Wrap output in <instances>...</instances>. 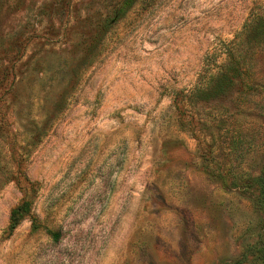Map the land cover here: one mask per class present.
Listing matches in <instances>:
<instances>
[{"label":"rangeland","instance_id":"obj_1","mask_svg":"<svg viewBox=\"0 0 264 264\" xmlns=\"http://www.w3.org/2000/svg\"><path fill=\"white\" fill-rule=\"evenodd\" d=\"M120 2L0 0V264H231L256 242L189 129L234 172L264 164V90L193 95L264 0H134L103 29ZM236 49L264 85V35ZM24 198L37 226L9 232Z\"/></svg>","mask_w":264,"mask_h":264},{"label":"trees","instance_id":"obj_2","mask_svg":"<svg viewBox=\"0 0 264 264\" xmlns=\"http://www.w3.org/2000/svg\"><path fill=\"white\" fill-rule=\"evenodd\" d=\"M133 1L121 0L120 4L115 5L111 10V15H107L103 20V29H106V26H109V24H112L117 19L122 18L132 6ZM101 33L99 32L98 35H101ZM98 35H94L89 46H87L92 58L99 52L100 38ZM261 35H264V15L256 17L253 22L250 21L244 25L242 32L238 35L240 39L234 38L226 46L225 52L228 56L226 63L222 64L216 71L202 76L199 80L202 86L198 87L193 95L198 94L201 100H210L213 97L227 95L233 89L252 94L262 92L264 85L259 82L261 79L250 68L251 65H248L245 54L242 53L243 51L241 50L239 53L236 49L238 45H251L253 40L259 38ZM191 122L189 121V124ZM193 126L190 127L189 131L193 132L198 142L200 157L207 173L217 177L227 187L247 193L253 199V206L262 216L259 228L260 233L257 235L256 242L246 245L241 257L231 264H264V164L260 165L257 174H251L248 171L234 172L230 167L215 163L217 159L212 155L213 150L211 149V145L206 142V139L200 133H195ZM25 180L30 184L27 178ZM26 216L31 218L34 226H37V219L31 213V201L24 198L11 209L7 230L9 232L13 231ZM49 233L54 240L59 238L58 232L49 231Z\"/></svg>","mask_w":264,"mask_h":264}]
</instances>
